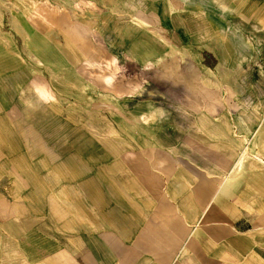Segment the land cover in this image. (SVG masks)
Returning <instances> with one entry per match:
<instances>
[{"label":"rangeland","instance_id":"rangeland-1","mask_svg":"<svg viewBox=\"0 0 264 264\" xmlns=\"http://www.w3.org/2000/svg\"><path fill=\"white\" fill-rule=\"evenodd\" d=\"M224 1L241 12L244 27L210 0H174L181 15L167 0H37L33 11L26 6L40 52L25 46L0 6V264H28L22 251L32 239L78 216L60 190L72 197L81 185L121 181L123 172L107 171L111 155L130 147L158 153L152 143L162 139L166 150L190 157L186 168L235 181L231 198L264 201V172L245 173L250 161L239 156L247 138L249 153L264 157V30L257 22L264 0ZM75 2L96 25L87 42L72 45L65 31ZM191 3L203 12L191 13ZM207 14L252 41L242 66L232 42L212 36ZM144 36L157 49L147 62ZM161 36L176 46L174 55ZM146 102L154 119L135 121Z\"/></svg>","mask_w":264,"mask_h":264},{"label":"crops","instance_id":"crops-1","mask_svg":"<svg viewBox=\"0 0 264 264\" xmlns=\"http://www.w3.org/2000/svg\"><path fill=\"white\" fill-rule=\"evenodd\" d=\"M165 122L159 123V132ZM152 144L159 146L158 153L130 147L127 153L111 155L107 171L123 172L121 181L110 177L108 187L81 185L72 197L67 189L60 190V196L72 199L78 216L64 218L60 229L51 227L32 239L22 251L26 262L264 264L262 198H231L235 181L221 184L217 174L186 168L190 157L179 147L166 150L164 139ZM239 156L250 161L243 167L245 173L264 172L256 159L264 161V157L245 155L243 148ZM170 162L175 164L171 171ZM230 171L232 166L227 174Z\"/></svg>","mask_w":264,"mask_h":264},{"label":"bare ground","instance_id":"bare-ground-1","mask_svg":"<svg viewBox=\"0 0 264 264\" xmlns=\"http://www.w3.org/2000/svg\"><path fill=\"white\" fill-rule=\"evenodd\" d=\"M211 5H215L219 8V12L230 14L233 17L237 18L236 24L243 26V16L241 12L237 10L235 6H233L232 3H225L224 0H210ZM39 2V1H38ZM171 13L176 12L178 15H181V10L184 9L183 5H181V9H173L175 6L174 0H167ZM37 0H0V6L6 9L10 13V22L14 29L19 31L22 37V41L25 44L26 47H28L32 52H40L41 49L44 47L40 46L35 40L38 38V34L35 33V30L33 26L30 24L28 19V13L33 14V12H30V9L33 11L34 6L36 5ZM26 5L30 6V9L27 8ZM191 13H199L203 12L202 6L199 3H191ZM208 6V8H210ZM76 7V8H75ZM78 4L75 2L70 8L67 10L71 13V16L74 18L70 21L68 25L67 31H65L66 37H68L69 42H71L72 45H75L77 43H85L89 39L90 35V28L92 26L96 25V22L91 19H84L83 14H78L76 11H78ZM60 9V6L56 3L55 7L52 10V13L57 12ZM35 16V14H34ZM208 20V22L211 23L212 27V36L215 37V39L221 43H227L229 41L232 42L233 47L235 48L236 52H238L237 58L235 60L236 67H240L239 61L246 59L247 53L251 51L252 49V41L249 38H245L241 35V33L235 28L232 30L231 33H229L226 28L221 25V23L215 19H213L209 14L205 16ZM259 23L258 27L262 30H264V17L260 18L258 21ZM34 24V23H33ZM37 25V24H36ZM37 27V26H36ZM253 27L257 28L256 25H253ZM39 28V27H38ZM150 33V32H149ZM154 32L151 31V34ZM46 36L48 34H45ZM152 38L149 36H144L141 38V41L146 44L149 49L147 51H144L142 55V60L146 61L156 53V48L154 47L152 43ZM161 40L163 43L167 46L168 50H171L172 55L176 53L175 47L170 44L164 37L161 36ZM256 43H258L256 41ZM79 59L80 55H76ZM41 57H45L44 54H42ZM223 58H225V55L223 54ZM228 68V67H227ZM199 70V69H198ZM229 70V69H228ZM220 71V70H219ZM204 74V73H203ZM226 78V77H225ZM108 82V81H106ZM206 84V83H205ZM208 84V83H207ZM225 86V85H224ZM34 91H36L37 94H42V90L36 88ZM233 92V91H232ZM40 98V97H39ZM54 100V99H53ZM52 100V101H53ZM55 101V100H54ZM34 103V102H33ZM31 104V103H30ZM33 105V104H31ZM36 105V104H35ZM32 107V106H31ZM35 107V106H34ZM30 108V107H29ZM215 111V110H214ZM154 106L150 102H146L144 104V110L142 112H139L136 116H133L135 121H147L148 119H154ZM264 137V131L260 132V136L258 138ZM243 142L245 143V146L243 148V153L246 155L250 154L248 151V139L243 138ZM261 142V140H260ZM259 162L264 164V161L257 158Z\"/></svg>","mask_w":264,"mask_h":264}]
</instances>
